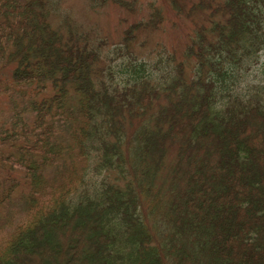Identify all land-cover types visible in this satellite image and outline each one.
Here are the masks:
<instances>
[{
  "label": "trees",
  "instance_id": "1",
  "mask_svg": "<svg viewBox=\"0 0 264 264\" xmlns=\"http://www.w3.org/2000/svg\"><path fill=\"white\" fill-rule=\"evenodd\" d=\"M63 1L0 0V264H264V0H146L106 54ZM164 7L209 24L149 63Z\"/></svg>",
  "mask_w": 264,
  "mask_h": 264
},
{
  "label": "rangeland",
  "instance_id": "2",
  "mask_svg": "<svg viewBox=\"0 0 264 264\" xmlns=\"http://www.w3.org/2000/svg\"><path fill=\"white\" fill-rule=\"evenodd\" d=\"M193 1L195 0H183L182 3L189 7ZM161 3L158 0L154 5L158 6ZM148 4L149 1L146 0L138 1V11L135 14H131L109 3L101 8L91 9L85 0H64L61 7L62 10L69 13L73 22L82 26V28L84 27L90 33L94 41L97 40V42L103 44V51L106 54V52L120 43L123 30L128 25L146 17V6ZM166 10L167 7L162 10L165 20L158 28L142 32L138 35L139 43L144 44L142 48L139 45L134 48L135 52H142L139 59L144 58L151 63L152 59L148 57V54L151 53V56L154 58L155 52L161 48L169 53L173 51L176 54V58L180 59V54L186 42H188L187 35L198 25L203 24L207 26L209 24L210 17L208 11L193 13L187 18L183 15L177 17L175 12H168ZM117 54L118 58L123 57L125 59L126 57L121 51H117ZM258 75V72H256V79L260 77ZM255 82L263 84L264 76ZM0 105L2 104L0 103ZM53 174L54 172L51 170L46 173V177L51 180L54 177ZM28 219L29 217L25 213L24 201L19 195H16L9 204L6 203L0 208V248L4 245L13 227Z\"/></svg>",
  "mask_w": 264,
  "mask_h": 264
}]
</instances>
